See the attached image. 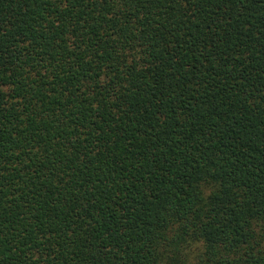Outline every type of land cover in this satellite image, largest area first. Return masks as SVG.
I'll return each mask as SVG.
<instances>
[{
    "label": "trees",
    "instance_id": "trees-1",
    "mask_svg": "<svg viewBox=\"0 0 264 264\" xmlns=\"http://www.w3.org/2000/svg\"><path fill=\"white\" fill-rule=\"evenodd\" d=\"M0 264H264V0H0Z\"/></svg>",
    "mask_w": 264,
    "mask_h": 264
}]
</instances>
